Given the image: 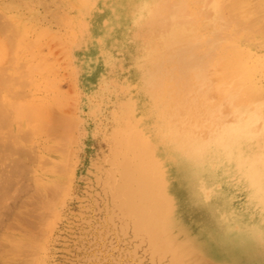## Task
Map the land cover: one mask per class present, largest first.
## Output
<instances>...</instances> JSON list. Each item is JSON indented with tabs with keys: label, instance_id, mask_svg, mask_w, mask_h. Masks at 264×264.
<instances>
[{
	"label": "rangeland",
	"instance_id": "1",
	"mask_svg": "<svg viewBox=\"0 0 264 264\" xmlns=\"http://www.w3.org/2000/svg\"><path fill=\"white\" fill-rule=\"evenodd\" d=\"M79 1L0 0V23L17 17L27 30L18 45L15 27L0 31L24 51L0 68V264H169L133 229L113 188L120 161L132 154L122 141L135 122L129 86L144 62L133 42L143 7L139 0H90L81 16L73 5ZM259 80L264 84V72ZM22 105L40 107L48 125L43 120L36 130L23 120ZM57 121L66 135L48 129ZM179 132L169 139L165 175L182 223L212 237L232 264H264V251L248 247L251 231L264 243V193L238 167L234 150L209 143L213 134L190 122ZM239 151L264 158V136ZM20 158L24 175L16 173ZM242 243L244 250L236 246Z\"/></svg>",
	"mask_w": 264,
	"mask_h": 264
},
{
	"label": "bare ground",
	"instance_id": "2",
	"mask_svg": "<svg viewBox=\"0 0 264 264\" xmlns=\"http://www.w3.org/2000/svg\"><path fill=\"white\" fill-rule=\"evenodd\" d=\"M139 2L143 7L141 36L139 41L133 39V42L144 62L132 74L129 87L135 122L128 125V138L122 141L132 154L123 156L120 161V178L113 187L114 193L120 197L119 206L130 217L133 229L145 233L152 251L160 257L168 256L169 264H232L212 237L193 233L182 223L173 197L167 192L165 169L170 163L167 159L169 139L184 128L185 122L192 123L208 137L223 125L232 123L236 109H249L258 113L249 139L259 134L264 136V84L259 80L264 72V53L259 52L264 49V0ZM91 4L90 0H81L73 5L79 8V15L84 16L91 10ZM12 22L0 23V31L16 28L18 33L13 37L18 45L26 38V23L17 17H12ZM22 52V49L16 50L13 43L3 40L0 33V68L3 61H16ZM133 54L135 57L136 53ZM55 101L48 111L55 107ZM26 106L21 108L20 117L36 130L40 129L41 122L47 120L42 109ZM61 118L64 125H68L69 121L65 124V117L61 116L60 121ZM56 123L59 122L49 124L51 133L58 131L66 135L65 126L62 129ZM60 159L62 161V157ZM257 159L261 157L254 156L251 160ZM20 160H16V173L24 175L25 162L19 163ZM54 188L51 190L56 192ZM36 215L33 214L38 218ZM25 222L32 227V221ZM249 237L252 243H248V247L264 251L258 232L251 231ZM245 244L236 246L244 250Z\"/></svg>",
	"mask_w": 264,
	"mask_h": 264
},
{
	"label": "clouds",
	"instance_id": "3",
	"mask_svg": "<svg viewBox=\"0 0 264 264\" xmlns=\"http://www.w3.org/2000/svg\"><path fill=\"white\" fill-rule=\"evenodd\" d=\"M235 119L218 128L213 134L210 144L233 149L238 167L245 172L257 193L264 192V158L251 160L239 151L240 145L253 134L258 113L249 109H236Z\"/></svg>",
	"mask_w": 264,
	"mask_h": 264
}]
</instances>
